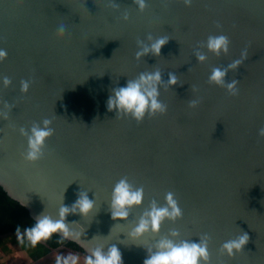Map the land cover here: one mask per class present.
I'll return each mask as SVG.
<instances>
[{"label": "water", "instance_id": "95a60500", "mask_svg": "<svg viewBox=\"0 0 264 264\" xmlns=\"http://www.w3.org/2000/svg\"><path fill=\"white\" fill-rule=\"evenodd\" d=\"M217 34L228 37L227 53L204 46ZM149 35L169 39L160 55L137 59V42ZM0 49L7 53L0 60V185L33 218L55 217L62 202L87 190L93 213L67 217L86 228L80 240H68L85 253L116 244L123 264H143L147 248L175 228L180 238L208 234L207 264H264V0H146L143 10L134 0H0ZM242 52L225 77L237 81L235 94L209 81L212 68ZM155 68L163 81L168 73L177 79L159 89L165 112L137 121L107 110L113 87ZM44 118L53 133L41 158L27 161L20 128ZM121 177L144 189L143 204L124 221L108 209ZM168 192L183 215L165 220L158 234L131 238L141 211L153 199L163 204ZM241 231L249 236L243 250L223 253L221 244Z\"/></svg>", "mask_w": 264, "mask_h": 264}, {"label": "clouds", "instance_id": "9594fccd", "mask_svg": "<svg viewBox=\"0 0 264 264\" xmlns=\"http://www.w3.org/2000/svg\"><path fill=\"white\" fill-rule=\"evenodd\" d=\"M140 10L146 6V0H134ZM185 4L191 0H184ZM124 19L128 18L124 13ZM65 32L64 25L57 28V38H62ZM168 37L160 36L155 39L149 35L147 43L138 41L139 48L135 55L137 59L151 53L153 56L160 55L163 45L168 41ZM206 49L216 55L221 52L227 53L229 47L228 37L224 34L209 35L206 39ZM7 55L4 49H0V60ZM198 61L206 60V54L199 50L195 53ZM246 53H241V58L233 60L227 67L212 68L209 74V81L217 85L225 86L228 91L235 94L236 80L226 81L225 77L229 69L237 68L245 58ZM5 86L10 83L8 77H3ZM177 79L175 74L168 73V80H162L161 71L155 68L149 71H142L136 77L127 79L124 84L117 85L110 90L106 100L108 111L115 110L116 114L131 116L137 121L142 120L145 115H154L166 111V105L159 99V89L162 85H175ZM28 82H21V91H27ZM196 100L189 101L190 106H195ZM51 121L44 118L39 123H33L30 129L20 128L21 135L27 137V149L24 152V159L36 161L43 154V147L46 139L53 133L49 126ZM258 134L264 136V127L258 129ZM144 189L142 186H135L126 177H121L116 181L110 193L108 209L110 218L113 220H127L130 209L143 204ZM96 208V200L90 198L87 190L78 189L76 198L71 204L61 203L55 217L38 213L33 222L24 227H16L17 239L21 242L27 241L31 246H36L41 241H47L58 234V242L65 240L78 241L85 234L86 228L79 223V220L69 221V215H78L81 218L88 217ZM183 215L182 209L174 197L168 192L165 194L164 203L161 204L155 199L151 200L146 208L141 211L135 224L131 227L128 235L133 239L141 238L145 233L158 234L161 224L165 220L175 221ZM93 236L91 239H94ZM247 232L241 231L235 238L224 241L220 248L223 253L233 256L243 250L248 242ZM207 233L198 240L180 238L178 229H170L167 235L160 236L154 245L147 248V255L143 264H207L209 259ZM54 264H123L122 253L116 244H108L106 247L102 243H96L81 256L79 252L57 253L54 257Z\"/></svg>", "mask_w": 264, "mask_h": 264}, {"label": "trees", "instance_id": "16d2710c", "mask_svg": "<svg viewBox=\"0 0 264 264\" xmlns=\"http://www.w3.org/2000/svg\"><path fill=\"white\" fill-rule=\"evenodd\" d=\"M33 217L30 211L22 205L19 201L12 198L8 192L0 185V246L4 240H8L11 244L18 246L20 250L33 249L31 257L34 260H39L50 253L63 251V252H79L81 256L85 252L72 241L65 240L62 243L58 242V235L54 234L53 237L47 241H41L36 246H31L26 240L21 242L17 239L16 227L19 225L21 231L23 228L33 222ZM4 251L7 250L6 246L1 247Z\"/></svg>", "mask_w": 264, "mask_h": 264}, {"label": "rangeland", "instance_id": "374dc122", "mask_svg": "<svg viewBox=\"0 0 264 264\" xmlns=\"http://www.w3.org/2000/svg\"><path fill=\"white\" fill-rule=\"evenodd\" d=\"M3 246L7 247L6 251L1 249ZM32 251V248L29 250H20L18 246L11 244L8 240H4L0 246V264H54L55 254L66 253L58 251L50 253L39 260H34L31 257Z\"/></svg>", "mask_w": 264, "mask_h": 264}]
</instances>
